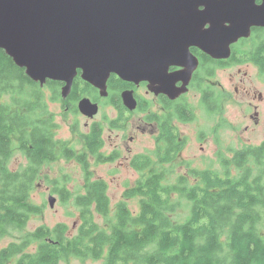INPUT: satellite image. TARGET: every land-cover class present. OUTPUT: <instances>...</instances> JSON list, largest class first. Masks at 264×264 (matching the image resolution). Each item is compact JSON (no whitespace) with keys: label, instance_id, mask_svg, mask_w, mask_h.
<instances>
[{"label":"trees","instance_id":"obj_1","mask_svg":"<svg viewBox=\"0 0 264 264\" xmlns=\"http://www.w3.org/2000/svg\"><path fill=\"white\" fill-rule=\"evenodd\" d=\"M253 38L258 40L256 52L248 60L258 63L264 73V30H255ZM62 85L50 80L43 87L0 48V239L12 231L22 232L31 217L41 213L32 192L44 164L61 156L78 161L85 172L84 192L75 195L76 233L71 235L64 222L42 225L1 248L0 264H60L68 256L105 257L104 264H264V145L246 147L227 158L224 178L218 170L191 168L188 176L167 182L177 168L168 163L183 148L173 121L190 120L194 113L186 103L162 100L165 109L157 117L151 103L142 98L139 109L148 114L149 122L158 121L164 153H158L157 162L147 153L131 158V165L143 174L112 206L108 182L93 177L88 158L93 156L96 163L118 158L117 152H103V124L93 123L83 135L81 152L55 137L56 116L49 109L45 90L50 91L51 101L59 100ZM108 85L109 101L118 111L109 125L119 128L127 120L120 92L128 83L113 74ZM202 90L207 110H217L215 89L206 86ZM85 95L99 99L97 89L78 76L68 97L74 102L72 112H77L76 102ZM16 149L28 165L13 170L10 161ZM57 192L63 202L72 195L65 187ZM131 197L139 199L137 213L127 201ZM182 198L189 212L183 220H175L171 213Z\"/></svg>","mask_w":264,"mask_h":264},{"label":"water","instance_id":"obj_2","mask_svg":"<svg viewBox=\"0 0 264 264\" xmlns=\"http://www.w3.org/2000/svg\"><path fill=\"white\" fill-rule=\"evenodd\" d=\"M253 27H264V0H0V48L41 85L63 81V98L80 70L102 97L116 74L176 99L198 67L191 46L228 58ZM173 64L185 69L170 72ZM121 96L129 110L138 107L134 89ZM78 104L89 117L100 109L88 96ZM55 201L49 196L51 207Z\"/></svg>","mask_w":264,"mask_h":264},{"label":"rangeland","instance_id":"obj_3","mask_svg":"<svg viewBox=\"0 0 264 264\" xmlns=\"http://www.w3.org/2000/svg\"><path fill=\"white\" fill-rule=\"evenodd\" d=\"M235 78V79H234ZM240 78H245L246 83H241ZM217 79L226 89V96L223 101L224 125L217 126L218 117L206 113L200 105L199 96L196 90H191L188 94V100L195 106L197 111L196 121L190 125L179 123L183 135L188 139V146L183 151V156L189 159L193 166H205L208 162L202 163V158L215 157L216 152L222 146L225 154L228 156L233 149L245 145L247 142L260 144L264 140V108L261 125L253 127L250 116L255 113L251 103H259L258 95L264 96V77H262L257 67L243 65L241 68H231L225 70ZM237 88L240 91L237 92ZM245 89H250L248 95ZM48 93V94H47ZM143 98L154 101V95L147 92L146 86H140L136 89ZM45 98H48V106L56 115L57 138L66 141V143L78 152L84 150L82 131H87L89 126L99 121L104 126V148L105 153L117 152L118 158L109 163H96L94 158L90 159L91 170L94 178L104 179L108 182V195L111 198L112 206L120 201L126 189L133 186L142 176L143 172L136 170L130 163L133 155L137 153L150 154L155 162V127L144 121V112L137 110L131 114L127 113L125 125L119 128L109 126L108 119L118 116L117 109L111 105L103 103L97 115L88 118L80 112H65L60 102L50 101V92L45 90ZM86 124H89L88 127ZM252 125L249 131H246L247 125ZM75 128L80 131H75ZM203 134L210 136L203 144L205 150L201 149L202 143L198 138ZM134 137V139H130ZM28 165L26 157L16 149L14 156L10 161L13 170L22 169ZM170 165V164H168ZM177 168L179 164H175ZM213 166V164H212ZM219 164L215 162V169H219ZM172 167V165L170 166ZM213 167V168H214ZM176 168L170 173L167 182L175 183L177 179ZM174 169V167H173ZM184 169L181 171V173ZM147 172V171H145ZM233 174L238 171L232 169ZM85 172L75 160L58 158L49 164H44L40 169V176L36 182V187L32 192V201L39 205L41 213L34 214L29 220L26 228L22 231H12L10 235L0 239V249L9 245L11 242L19 241L20 238L29 231H34L38 227L45 225L53 227L60 222L69 225L70 234L76 233L79 223V208L75 204V195L84 192ZM65 187L72 193L68 201L63 202L61 195L57 190ZM49 196L56 198L54 207L50 206ZM176 199V197H174ZM130 208L137 213L140 208L139 199L131 197L127 199ZM182 203L177 210L171 213L175 220H183L189 212V204L186 199L180 200ZM96 220L103 225V218L96 213ZM31 250L33 248L31 247ZM105 260L93 258H78L68 256L60 264H104Z\"/></svg>","mask_w":264,"mask_h":264},{"label":"flooded vegetation","instance_id":"obj_4","mask_svg":"<svg viewBox=\"0 0 264 264\" xmlns=\"http://www.w3.org/2000/svg\"><path fill=\"white\" fill-rule=\"evenodd\" d=\"M258 2H261V0H258ZM201 9H203V7H201ZM257 29H263L264 30V27H253L252 28V35H251V37H249V38H240L237 42L233 43L231 45V55L228 58H215V57L211 56L210 54H208L207 52H205L204 50H202L200 47H198V46H191V48H190L191 51L190 52L194 56V57H191V58H197V60H198V67L195 69V71H194V73L192 75V79H191L190 84L188 86L189 87V91L187 93L181 95L180 97L176 98V99H170L165 94H158V95H156L155 93L150 92L148 90V82L147 81H143L139 85H136L135 83L122 80L119 76H117L116 74H114L115 76H117L118 78H120L122 81L128 83L127 87L123 88L121 90V92L123 90H125V89H128V88L135 90L136 97L138 98V107L135 110H129L124 105V102H123V99H122V96H121L123 105L127 109L126 112L129 113V114H131L133 111L140 110L139 109V105H140L141 99L143 97L139 93H136V89L138 87H140V86H146L147 87V92L152 93L154 95V101H151L150 103L152 105V110L155 111L157 117L159 115H161L164 112V109H165L162 100H168V101L170 100V101H175V102H179V103H186L192 109V111L194 113V117L192 119H190V120L174 119V121H173V123L176 125V127H177V129H178V131L180 133L179 139L181 140V142H183V145H182L183 148L181 149V151L178 152V153H176V155L174 156L173 160L170 163H168L170 165H175L176 163L179 164V167L177 168L179 171L176 172L177 177L180 176V175H182V176H188L189 170L191 168L192 169H199V170H204V169L216 170L215 167H214V164H215V162H217L220 165L219 166V169H217L218 170V173L220 174L221 177L224 178L225 177L224 161L227 158L228 159L232 158L235 155L236 151L241 150V149H244L246 147H249V146H251V147L255 146L256 147V146H263L264 145V140L260 144H253L252 142H247L245 145H242L240 147H237L236 149H233L231 151V154L228 155V156L225 154V149H223L222 146H221L220 149L216 152V156L215 157L213 155L211 156L212 159L211 158H206V157H203L202 158V163L203 164H205L204 161L208 162L207 164H205V166H197V167H195V166L192 165V163L189 161V159H187L186 157L183 156V151L188 146L189 142H188V139L183 135L182 130H181V127L179 125V123H181L182 125H187L188 126V125H190V124H192L193 122L196 121V117H197L196 108L191 103V101L188 100V94L190 93V91L192 89L193 90H196V93L199 96L200 105L204 109V111L206 113H209V114H211L213 116H217L218 117L217 126L218 127H221L222 125H224L225 120H224V113H223V101H224L225 96H226V89L222 86L223 84L217 79V76L221 75V73H223L225 70H228V69H231V68H236V67L241 68L243 65L254 66V67H257L258 68V70L261 73L262 77H264V73L261 71L260 65L258 63H256L255 61H253V60H248V56H250V55H252V54H254L256 52V51H253V50L255 48V45L258 43V40L257 39L254 40L253 33ZM192 61L193 60L190 59L189 60V64L192 65ZM184 69H185V65H182V64H173V65L170 66V72H178V71H181V70H184ZM203 72H206V73H203ZM78 76L82 79V81L86 82L87 84H89L93 88L97 89L95 86H93L92 84H90L89 82L85 81L82 78L81 71L80 70H79L78 75L76 77H78ZM50 80H48V81H50ZM48 81L45 83L46 85H47ZM51 81H56V80H51ZM57 82L63 83L62 88L65 85V83L63 81H57ZM240 82L241 83H246L245 78H240ZM108 83H109V80H108ZM182 85H183V81L182 80H179L177 82V86L180 87ZM206 86L207 87H212V88L215 89L213 98L216 100V102H217V104L219 106V108L217 110L208 111L207 108H206V106L203 103V90H202V88L203 87H206ZM62 88H61V93H62ZM236 90H237V92H239L240 91V88H237ZM97 91H98L99 99H94L90 95H85V96H88L94 102L99 103L100 107H101V105H103V103L111 104L110 101H109V94H110L109 85H108V92L109 93H108V95L106 97H102L101 96L99 89H97ZM245 91H246V93L248 95H250V93H251L250 89H245ZM121 92H120V95H121ZM85 96H82L76 102L77 111L80 112L81 114H83V113L79 110V107H78L79 104L78 103ZM68 97L67 98H63V96H62L61 99L54 100L55 103L56 102H60L62 104L61 107L65 110V112L71 111L72 104L74 103L71 100H69ZM258 98L260 100L259 103H251V106H252V108L255 111V113L250 116V119L252 120L253 127H257V126L261 125L262 118H263V111L262 110L264 108V96L262 94H259L258 95ZM113 108H114V106H113ZM51 111L55 114V112L53 110H51ZM142 112H144V114H145L144 121L147 124H150V125H152V126L155 127V130H154V131H156L154 133L155 144H156V147H155V155L157 156V159H158L159 154L162 155L164 153L163 142L161 141V130H160L159 123H158V121H155L154 123L153 122H149L147 120V115L148 114L145 111H142ZM83 115L86 116V117H88V118H93L94 117V116L93 117H89V116H87L85 114H83ZM109 119H108V123H109ZM113 119H115V118H111L110 120H113ZM95 122H99V121H95ZM95 122H93V123H95ZM93 123L89 126V129L87 131H85V132L82 131L80 133L81 136H82V138H84V136H83L84 134L89 133V131H90ZM86 125L88 127L89 124H86ZM124 125H125V123H124ZM251 126L252 125H249L248 124L246 126V131H249V129L251 128ZM110 127H112V126H110ZM56 131H57V129L55 130V137H56V139H59L56 136ZM75 131L80 132L76 128H75ZM201 134L202 135L198 138V141L200 143H202V145L200 146L201 149L202 150H205V146L203 144L205 143L206 140L210 139V136L207 135V134H205V133L203 134V132H201ZM103 139H104V133H103ZM130 139H134V137H132ZM59 140H61V139H59ZM62 141H64V140H62ZM83 142H84V140H83ZM104 144H105V141H104ZM68 146H70V145H68ZM70 147H72V146H70ZM114 152H116V151H114ZM105 154L109 155V153H105ZM137 154H140V153H137ZM137 154H135V155H137ZM58 158H62L63 159V157H61V156H59ZM88 158H89V161H90V159L93 158V156H90ZM76 162L81 167V164L78 161H76ZM107 163H109V162H107ZM212 164H213V166H212ZM183 169H184V171L181 173V171ZM78 227H79V223H78V226H77L76 230H78ZM88 258L89 257L84 258V259H88ZM65 259L66 258H64L63 260H65ZM103 259L105 260V257H103Z\"/></svg>","mask_w":264,"mask_h":264}]
</instances>
